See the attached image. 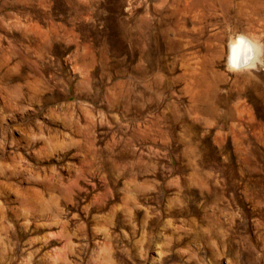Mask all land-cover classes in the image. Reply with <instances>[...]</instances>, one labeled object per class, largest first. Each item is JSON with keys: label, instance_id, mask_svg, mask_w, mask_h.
Here are the masks:
<instances>
[{"label": "rangeland", "instance_id": "1", "mask_svg": "<svg viewBox=\"0 0 264 264\" xmlns=\"http://www.w3.org/2000/svg\"><path fill=\"white\" fill-rule=\"evenodd\" d=\"M264 0H0V264H264Z\"/></svg>", "mask_w": 264, "mask_h": 264}, {"label": "clouds", "instance_id": "2", "mask_svg": "<svg viewBox=\"0 0 264 264\" xmlns=\"http://www.w3.org/2000/svg\"><path fill=\"white\" fill-rule=\"evenodd\" d=\"M224 68L237 75L264 70V38L245 32L235 33L227 44Z\"/></svg>", "mask_w": 264, "mask_h": 264}]
</instances>
